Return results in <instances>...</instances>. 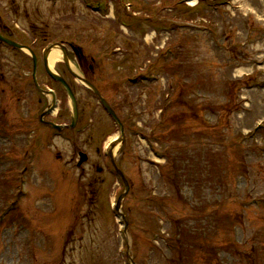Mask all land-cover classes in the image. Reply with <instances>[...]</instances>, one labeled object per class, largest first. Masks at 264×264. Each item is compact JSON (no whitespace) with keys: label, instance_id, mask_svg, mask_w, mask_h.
Wrapping results in <instances>:
<instances>
[{"label":"rangeland","instance_id":"374dc122","mask_svg":"<svg viewBox=\"0 0 264 264\" xmlns=\"http://www.w3.org/2000/svg\"><path fill=\"white\" fill-rule=\"evenodd\" d=\"M113 1L111 14L98 16L85 0H0V20L36 39L39 61L38 90L31 57L0 45V208L20 188L0 222V264H130L126 238L137 264H264V126H254L264 123V86L253 84L264 79V0H123L136 12L127 26ZM61 37L82 47L80 69L65 46L72 70L102 90L123 124L113 157L130 185L121 200L126 230L112 207L123 182L108 155L119 125L61 55L51 69L75 93L77 128L41 126L27 145L45 137L43 150L19 155L29 140L26 105L35 124L50 100L42 89L58 94L45 118L70 119L65 89L38 54ZM169 42L174 58L156 60ZM79 150L88 157L77 167Z\"/></svg>","mask_w":264,"mask_h":264},{"label":"bare ground","instance_id":"6f19581e","mask_svg":"<svg viewBox=\"0 0 264 264\" xmlns=\"http://www.w3.org/2000/svg\"><path fill=\"white\" fill-rule=\"evenodd\" d=\"M190 3L192 2V1H189ZM193 3V2H192ZM50 51H49V54H48V58H47V60H48V66L49 67H52V65L58 60V59H60V57H59V55H60V52H59V50L57 49V48H55V47H52V48H50L49 49ZM70 66L72 67V64H71V62H70ZM56 107H53L52 108V110L50 111L51 113H54L55 111H56ZM116 147V146H115ZM113 150H115V149H113Z\"/></svg>","mask_w":264,"mask_h":264},{"label":"water","instance_id":"95a60500","mask_svg":"<svg viewBox=\"0 0 264 264\" xmlns=\"http://www.w3.org/2000/svg\"><path fill=\"white\" fill-rule=\"evenodd\" d=\"M72 101H73V97H72ZM76 107H75V104H74V107H73V111H74V116H73V120H75V114H76Z\"/></svg>","mask_w":264,"mask_h":264}]
</instances>
